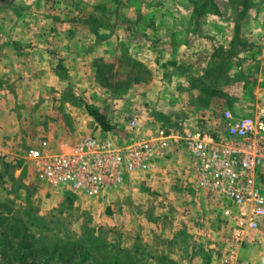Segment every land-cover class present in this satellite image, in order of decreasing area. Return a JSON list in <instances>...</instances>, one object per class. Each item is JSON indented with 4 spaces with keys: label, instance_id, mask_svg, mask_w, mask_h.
<instances>
[{
    "label": "rangeland",
    "instance_id": "rangeland-1",
    "mask_svg": "<svg viewBox=\"0 0 264 264\" xmlns=\"http://www.w3.org/2000/svg\"><path fill=\"white\" fill-rule=\"evenodd\" d=\"M127 2L89 1L86 21L97 39L85 48L87 63L79 72L56 71L50 94L22 95L18 79L0 77V144L11 153L0 160V203L24 218L39 216L46 224L59 220L50 224L52 236L66 227L68 234L93 235L110 244L114 253L135 252L142 258L139 264H215L230 233L219 197L197 190L198 203L180 199L176 192L157 191L130 174L118 186L90 197L47 185L36 156L30 155L52 150L38 141L46 139L73 148L90 135L100 140L109 135L123 146L133 135L128 126L133 119L153 135L160 127L183 132L182 122L189 117L214 133L224 128L225 110L264 117V14L222 16L230 25L206 31L208 55L198 58L194 51L176 66L168 57L159 61L155 50L141 59L135 45L142 37L128 29ZM87 104L105 113L115 129L102 130ZM258 177L264 192V166ZM244 252L250 264H264V224ZM122 256L120 260L126 259Z\"/></svg>",
    "mask_w": 264,
    "mask_h": 264
},
{
    "label": "crops",
    "instance_id": "crops-1",
    "mask_svg": "<svg viewBox=\"0 0 264 264\" xmlns=\"http://www.w3.org/2000/svg\"><path fill=\"white\" fill-rule=\"evenodd\" d=\"M89 1L0 0V77L18 79L22 95H47L52 92L56 71L61 68L72 73L84 70L88 59L85 48L97 39L86 21ZM102 1L92 0V3L98 5ZM111 1L107 0V3L111 4ZM128 1L124 7L131 21L128 29L142 37L141 44L135 45L141 59L155 50L159 61L168 57L176 66L192 57L194 51L198 58L208 55L210 45L204 38L206 31L209 28L222 31L224 25H230L222 16L231 12H249L257 17L264 14V0H252L251 6L247 0H213L215 6L208 4L200 9L198 3L205 0ZM248 7L251 9L247 11ZM146 42L148 46L145 47ZM138 122L137 126L128 123L133 134L130 139H150L152 135L141 131L142 124ZM103 139L113 140L109 135ZM38 141L50 144L52 150L45 151L68 152L72 149V146L58 147L50 139ZM33 152L31 156H34ZM189 168L188 152L180 148L174 149L166 159L158 160L154 168L132 172L130 177H140L157 191L176 192L177 198H194L198 203L197 189L189 181ZM16 173H19L18 169ZM205 201L203 199L202 203Z\"/></svg>",
    "mask_w": 264,
    "mask_h": 264
},
{
    "label": "built area",
    "instance_id": "built-area-1",
    "mask_svg": "<svg viewBox=\"0 0 264 264\" xmlns=\"http://www.w3.org/2000/svg\"><path fill=\"white\" fill-rule=\"evenodd\" d=\"M131 124L139 122L133 119ZM181 126L183 132L160 127L150 139H130L123 146L89 136L68 152L33 153L47 185L96 197L118 186L128 174L154 168L174 149H185L190 157L189 181L226 205L222 217L230 228L228 246L215 264H250L242 257L243 249L264 224V192L258 180L264 166V117L225 110L224 128L214 133L196 117L185 119ZM10 154L0 144V160Z\"/></svg>",
    "mask_w": 264,
    "mask_h": 264
},
{
    "label": "trees",
    "instance_id": "trees-1",
    "mask_svg": "<svg viewBox=\"0 0 264 264\" xmlns=\"http://www.w3.org/2000/svg\"><path fill=\"white\" fill-rule=\"evenodd\" d=\"M213 0L198 3V9L211 4ZM215 6V5H213ZM92 116L104 131L115 127L107 115L97 107L86 105ZM39 216L27 215L26 218L15 214L13 208L0 203V264H50L63 260L65 264H139L135 252H112L110 244L101 242L97 237L88 235L78 237L68 234L66 227H60L58 234L52 236L50 224ZM70 233V232H69ZM126 255V259L120 260Z\"/></svg>",
    "mask_w": 264,
    "mask_h": 264
}]
</instances>
